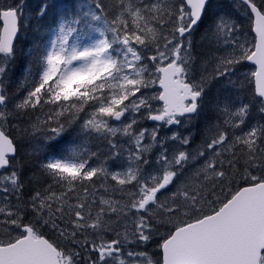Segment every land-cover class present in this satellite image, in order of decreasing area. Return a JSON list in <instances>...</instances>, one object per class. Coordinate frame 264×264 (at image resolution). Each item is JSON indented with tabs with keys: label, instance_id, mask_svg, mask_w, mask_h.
Returning <instances> with one entry per match:
<instances>
[{
	"label": "snow or ice",
	"instance_id": "snow-or-ice-1",
	"mask_svg": "<svg viewBox=\"0 0 264 264\" xmlns=\"http://www.w3.org/2000/svg\"><path fill=\"white\" fill-rule=\"evenodd\" d=\"M238 4L251 38L213 0H70L13 99L27 0H0V264H264V0Z\"/></svg>",
	"mask_w": 264,
	"mask_h": 264
},
{
	"label": "trees",
	"instance_id": "trees-1",
	"mask_svg": "<svg viewBox=\"0 0 264 264\" xmlns=\"http://www.w3.org/2000/svg\"><path fill=\"white\" fill-rule=\"evenodd\" d=\"M238 2V0H236ZM13 2V0H12ZM47 3L49 5V10L46 16L42 20L35 19V13L37 8L42 4ZM70 3V0H27V8L25 10V20L24 27L21 29L19 37L15 43V63L13 65L14 71L9 73L10 79L7 81L9 85V92L16 99V94L20 81L22 79L19 68L22 64H26L29 60L28 53L33 47V42L45 36V33L49 26L52 25L54 18L56 17L58 11H60L64 6ZM224 0H213L214 5H222ZM0 22V31H1ZM248 65V64H247ZM251 90H254V84L250 82ZM202 126V125H201ZM15 134V133H14ZM196 144L200 143V136L198 128L194 135ZM22 153L24 149L21 150ZM28 175H31L29 173Z\"/></svg>",
	"mask_w": 264,
	"mask_h": 264
},
{
	"label": "rangeland",
	"instance_id": "rangeland-1",
	"mask_svg": "<svg viewBox=\"0 0 264 264\" xmlns=\"http://www.w3.org/2000/svg\"><path fill=\"white\" fill-rule=\"evenodd\" d=\"M8 3H12V0H7ZM219 6H223L227 11L231 12L235 17L238 18V23L241 24V29L244 33L248 34L249 38H251V22L247 19V17L244 15V13L239 9V4L236 0H224V3L222 5H214L212 11H216ZM202 35V29L201 31H198L194 33L193 35V41L197 45V50L198 51H204L206 49H201L199 47L201 41H200V36ZM255 68L247 65V63L243 66L240 67V70L238 71L237 75L233 77L234 80L238 81L237 87L234 89V93L239 96L241 100L245 98H250L253 94V91L251 90L250 87V77L248 79H245V75L249 74L250 72L254 71ZM152 91H159L158 84L156 85L155 89ZM222 91V88L219 84H216L212 87L211 89V96H217L220 92ZM259 114L256 113L255 111L252 113L250 117V122L255 123L257 120H259ZM151 123L145 122V125L148 126ZM193 136L196 133L197 127H196V122L193 124ZM150 253H155L158 250L155 248V245H153L149 249Z\"/></svg>",
	"mask_w": 264,
	"mask_h": 264
},
{
	"label": "water",
	"instance_id": "water-1",
	"mask_svg": "<svg viewBox=\"0 0 264 264\" xmlns=\"http://www.w3.org/2000/svg\"><path fill=\"white\" fill-rule=\"evenodd\" d=\"M1 24H2V22H1ZM1 31H2V26H1ZM19 34H20V33H18L17 38H16V40L14 41V46H15V43H16L18 37H19ZM247 64L250 65V66H252V67H254V68L256 67L255 65L251 64L250 62H248ZM158 87H159V85H158ZM149 123H151V122H149Z\"/></svg>",
	"mask_w": 264,
	"mask_h": 264
}]
</instances>
